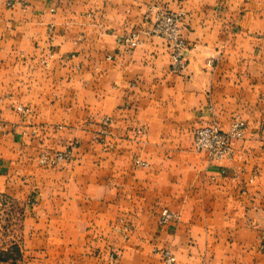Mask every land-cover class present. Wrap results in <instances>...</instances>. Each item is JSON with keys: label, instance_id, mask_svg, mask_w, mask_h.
<instances>
[{"label": "crops", "instance_id": "0c3cea01", "mask_svg": "<svg viewBox=\"0 0 264 264\" xmlns=\"http://www.w3.org/2000/svg\"><path fill=\"white\" fill-rule=\"evenodd\" d=\"M156 4L183 13L181 74L145 34ZM235 116L230 160L193 151ZM74 140L71 162L37 165ZM0 197L24 264H264V0H0Z\"/></svg>", "mask_w": 264, "mask_h": 264}, {"label": "built area", "instance_id": "2783aa9c", "mask_svg": "<svg viewBox=\"0 0 264 264\" xmlns=\"http://www.w3.org/2000/svg\"><path fill=\"white\" fill-rule=\"evenodd\" d=\"M183 13L170 12L165 10L161 4H156L150 8V15L146 18L149 22L146 35L161 39L169 50V71L172 74H181L186 66V54L188 45L182 37L181 23ZM139 34L132 32L122 38V44L127 51H132L139 46ZM23 114H29L30 110L17 106ZM109 118H104L102 128L99 133V141L103 142L102 137L106 134ZM246 129L244 120L235 116L232 118L226 131L221 130L216 125L202 126L194 130L191 139L192 149L196 152L205 153L213 161L230 160L233 156V142L242 138ZM77 142H74L69 148H74ZM71 149L54 154L42 153L39 156V162L45 166H54L63 161L70 160ZM135 164L145 167V163L135 160ZM159 225L164 226L170 222L179 220V214L163 209L159 213ZM163 260L164 264H175L174 256L166 249L155 250Z\"/></svg>", "mask_w": 264, "mask_h": 264}, {"label": "rangeland", "instance_id": "374dc122", "mask_svg": "<svg viewBox=\"0 0 264 264\" xmlns=\"http://www.w3.org/2000/svg\"><path fill=\"white\" fill-rule=\"evenodd\" d=\"M231 120H230V122H231ZM102 121H101L100 129L97 130L92 135V139H93V141H95V142H97V143H99L101 145H104L105 144V137L107 135V129H106V134L102 137L103 142L99 141L100 140L99 139V133H100L101 128H102ZM229 124H228V126H229ZM210 125H213V124H210ZM205 126H208V125H205ZM228 126H227V128H228ZM227 128L225 130L221 129V128L220 129L223 130V131H226ZM193 132H192V134H193ZM191 139H192V135H191ZM74 142H77V145L74 148H69ZM78 148H79V141L78 140H74L73 142L69 143L68 146H66L65 148H63L61 150L43 149L40 152H38V154L36 155V158H35L36 159V163H37V165L40 168L53 169L55 167L60 166L61 164H65V163L71 162L73 160V156H74L75 152L78 150ZM68 149H71V158H70V160L63 161V162H61V163H59L57 165H54V166H45V165L40 164V162H39V156L42 153L54 154L56 152H64V151H66ZM194 152L198 153V154L201 153V154L206 155L205 153H202V152H196V151H194ZM135 160H138V159H135ZM135 160H133V165L134 166H138V165L135 164ZM138 167H140V166H138ZM145 167H146V164H145ZM145 167H141V168H145ZM10 202H11V200L9 198L0 197V258L5 259V261H0V262H7L8 264H24L23 260L21 258L20 249L15 244V240L19 236V231H20L19 220L22 218V212L17 206H14L13 210L10 209V211H6V210H8L10 208V206L5 205V203L10 204ZM124 229H125V227H124ZM128 231L129 230H127V228H126L125 233H127Z\"/></svg>", "mask_w": 264, "mask_h": 264}, {"label": "trees", "instance_id": "16d2710c", "mask_svg": "<svg viewBox=\"0 0 264 264\" xmlns=\"http://www.w3.org/2000/svg\"><path fill=\"white\" fill-rule=\"evenodd\" d=\"M0 261H5V259H3V258H0Z\"/></svg>", "mask_w": 264, "mask_h": 264}]
</instances>
